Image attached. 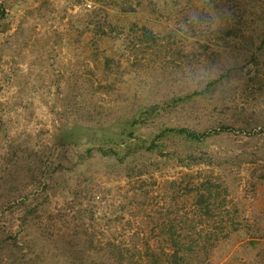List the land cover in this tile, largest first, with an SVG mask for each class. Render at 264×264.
Returning <instances> with one entry per match:
<instances>
[{"label": "rangeland", "instance_id": "374dc122", "mask_svg": "<svg viewBox=\"0 0 264 264\" xmlns=\"http://www.w3.org/2000/svg\"><path fill=\"white\" fill-rule=\"evenodd\" d=\"M103 1L0 0V264H127L110 240L140 231L143 252L158 245L130 190L147 180L152 201L170 179L199 171L223 182L260 228L257 245L244 227L223 242L216 263L262 264L264 13L234 39L203 24L207 45L192 49L194 58L179 53L169 64L108 75L84 19ZM123 18L174 28L147 9ZM21 207L38 210L22 224Z\"/></svg>", "mask_w": 264, "mask_h": 264}, {"label": "trees", "instance_id": "16d2710c", "mask_svg": "<svg viewBox=\"0 0 264 264\" xmlns=\"http://www.w3.org/2000/svg\"><path fill=\"white\" fill-rule=\"evenodd\" d=\"M98 3V6L85 14L84 19L86 30L91 35L92 56L103 61L104 73L108 75L114 71L136 74L150 62L153 66L157 61L169 64L176 61L175 57L179 53H184V58H194L192 49L198 51V45H207V41L202 39L206 37L207 40L209 34L205 36L203 24L213 27L212 33L215 35L223 34L227 39H234L246 30L253 15L256 14L257 17L264 13V0H166L163 3L159 0H104ZM142 9L149 10L155 23L171 22L170 25L174 24V28L163 31L148 23H140L135 18L127 23L123 21L126 14L133 16ZM114 10L121 15L122 20L114 19ZM173 11L176 14L180 11L183 18L178 14L177 17L172 16ZM182 23L186 25L185 28H180ZM181 30L185 32L181 34ZM188 35L195 37L194 40H189ZM201 41L203 44H199ZM224 129L228 130L229 126ZM167 130L188 133L197 139L208 135V132L191 133L186 128ZM41 143L42 141H38L36 146L39 148ZM38 170L40 174L46 173L42 166H38ZM34 171L36 170L33 168L30 170L31 173ZM140 183L142 185L134 187L130 193H139L134 204L135 209L143 211L142 227H151L158 245L155 248L148 245L149 248L143 252L140 246L147 245L143 237L145 235L140 231H129L122 244L116 245L113 239L109 242L113 246L110 249L111 254L118 262L126 260L127 264H232L230 258L216 263L215 254L223 242L243 227L249 235V243L258 244L254 235L256 230H260L259 226L255 228L249 219H244L233 199L227 196V186L207 175L206 171L183 172L179 177L170 179L169 186L162 191L163 194L155 196L152 201L146 199L153 198L149 197V190L144 187L147 180ZM150 183L152 186L156 181ZM130 204L132 206L131 202ZM144 205L148 207L145 208ZM160 207L161 212L158 211ZM37 208L21 207L18 212L21 223H25L29 214L36 212ZM91 211L94 218L95 210ZM103 239L100 244L104 243ZM115 239L118 237L115 236ZM36 243H39L38 238ZM261 255L264 259V254Z\"/></svg>", "mask_w": 264, "mask_h": 264}]
</instances>
